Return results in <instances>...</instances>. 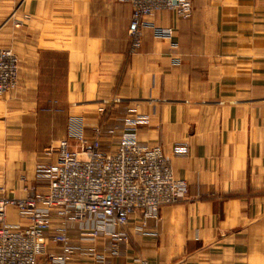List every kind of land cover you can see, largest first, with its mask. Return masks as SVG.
Listing matches in <instances>:
<instances>
[{"label": "crops", "instance_id": "0c3cea01", "mask_svg": "<svg viewBox=\"0 0 264 264\" xmlns=\"http://www.w3.org/2000/svg\"><path fill=\"white\" fill-rule=\"evenodd\" d=\"M12 1L0 0V17ZM192 1L189 19L148 16L172 36L146 27L130 54L129 3L21 0L18 83L0 97V184L10 195H25L20 175L31 183L38 155L66 137L70 115L105 107L73 111L81 97L96 106L116 96L136 108L148 120L139 141L161 146L188 183V200L161 208L156 238L136 235L142 220L132 215L129 240L106 264H264V0ZM19 218L10 208V221Z\"/></svg>", "mask_w": 264, "mask_h": 264}, {"label": "built area", "instance_id": "2783aa9c", "mask_svg": "<svg viewBox=\"0 0 264 264\" xmlns=\"http://www.w3.org/2000/svg\"><path fill=\"white\" fill-rule=\"evenodd\" d=\"M118 1L132 8V52L141 47L146 27L172 36V27H158L148 16L167 10L189 19L193 11L192 0ZM18 76V55L0 46V97L16 88ZM142 123H148L146 117L122 102L70 115L66 137L38 155L31 183L20 175L25 195L13 197L0 184V264H106L129 240L128 222L136 214L142 221L135 234L156 238L161 208L188 200L189 189L161 146L139 141ZM10 208L19 221H10Z\"/></svg>", "mask_w": 264, "mask_h": 264}, {"label": "rangeland", "instance_id": "374dc122", "mask_svg": "<svg viewBox=\"0 0 264 264\" xmlns=\"http://www.w3.org/2000/svg\"><path fill=\"white\" fill-rule=\"evenodd\" d=\"M21 0H13L12 1V9L9 7L8 9H11L6 16H2L0 17V29L3 27H8V29H5V32H3L4 30L2 29L1 34L2 35H6V37L9 38V41L7 42L9 48H11L17 55L20 54L19 52L14 48V42L16 37H18L19 32L21 31V25L24 21V18H21ZM2 6V5H1ZM0 6V8H1ZM4 9V8H1ZM132 9V8H131ZM132 14V13H131ZM129 45H130V39H129ZM129 53L132 54L134 52L131 51L130 46H129ZM54 56L58 57L59 61H62V56L61 55H55V53L49 54L48 55V59L52 60L54 58ZM121 77V76H120ZM120 78L118 80V82L115 85V89H117V87L119 86L120 83ZM57 84L59 86V90H62L61 93L64 92V87L62 88V82H57V83H53V85ZM111 101L107 104L104 105H96V106H89L88 104L93 103L90 102L89 98H84L81 97L80 99L77 100L76 102V107L74 106L73 111L76 109V112H79L81 110H87V109H99L100 106H105L102 108H107L111 105H113L114 103H116L117 101H122V99H118L116 96H113V98H110ZM95 99H93L94 101ZM133 101V100H132ZM96 102V101H94ZM99 102V101H98ZM89 115V113H87ZM2 160V156L0 155V161ZM1 163V162H0ZM4 167V164L0 165V168Z\"/></svg>", "mask_w": 264, "mask_h": 264}]
</instances>
